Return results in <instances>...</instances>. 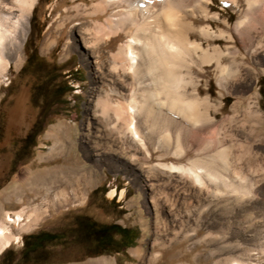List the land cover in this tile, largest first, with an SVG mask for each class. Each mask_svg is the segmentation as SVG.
<instances>
[{"label": "rangeland", "instance_id": "rangeland-1", "mask_svg": "<svg viewBox=\"0 0 264 264\" xmlns=\"http://www.w3.org/2000/svg\"><path fill=\"white\" fill-rule=\"evenodd\" d=\"M240 2L238 5L243 6V2ZM82 4L89 6L91 0H36L28 17L27 33L19 51V64L10 65L0 76V213L9 212L12 216V212L22 208L21 220L16 224L9 223L12 237L9 245L0 250V264H32L20 258L22 238L38 230L66 227L72 214L78 212L100 221H116L123 226L133 227L136 229V239L126 252L116 257H83L72 255L69 249L56 250L39 264H98V259H104L106 264H221L225 258L240 259L236 251L225 254L217 251L218 245L226 244L225 241L217 244L214 241L194 242L205 234L203 227H197L191 239L172 234L178 231L182 235L195 227L194 209L200 203L194 194L197 184L184 176L179 179L177 171L171 172L160 165L175 164L172 155L158 159L157 153L163 150L159 146L153 150L150 144H145L149 153L147 158H143L141 146L136 150L127 143L112 141L105 147L104 130L100 124L93 121L87 124L92 120L94 110L97 111L94 107L96 98L105 89V85L101 84L91 95V86L100 80V73L113 72L106 64L109 62L108 53L115 50L123 38L117 36L106 40L105 45L91 52L83 44L79 31H83L85 19L95 17L82 19L72 9ZM210 5L220 19H226L229 23L234 21L235 12L219 0H212ZM98 18L102 20L103 16L98 15ZM212 23L214 29L224 27L220 21ZM45 39L51 43L42 49ZM219 44L223 45L224 41L219 40ZM32 47H35L39 59L32 57L26 63ZM193 73L198 78L199 95H207L218 105L212 112L216 119L234 114L232 119L222 123L219 133L207 129L201 136H217L220 144L231 142L235 148L241 142L243 147L250 145V152L264 163V140L257 135L247 136L251 125L244 120L248 99L256 100V109L264 117V65L253 69L245 81H230L226 92L222 93H219L212 67L205 66L202 71ZM67 85L71 90L61 98L57 97L58 89H64ZM236 101L240 102V106L232 112L231 106ZM47 103H51V106L46 109ZM44 109L48 113L34 137L33 145L26 153L17 155L20 139ZM60 125L67 130L66 137L55 131V127ZM84 137L93 139L92 145L96 146L94 153L88 157L80 147ZM65 138L74 142L68 152L66 149L55 156H48V150L54 146L55 140L61 142ZM59 144L63 143L56 146ZM57 150L55 148L53 151ZM102 150L108 155L107 160L93 165V159ZM188 155L193 154L189 152ZM81 166L90 167V184L80 180L78 184L64 187L63 195L50 192L49 200L43 198L42 189L31 187L34 176L42 178L45 171ZM154 166L155 169H151ZM143 176H147L146 183L149 184L143 185ZM53 182L51 190L57 188ZM260 185L264 190V178ZM110 191H113L112 195ZM33 206L37 216L28 218L27 214L31 212L28 208ZM208 216L210 212L204 211L203 217ZM234 222L249 233L245 238L236 239L239 248L245 247L248 253L255 256L258 261L252 260V264H264V254L260 252L264 249V217L238 212Z\"/></svg>", "mask_w": 264, "mask_h": 264}, {"label": "bare ground", "instance_id": "bare-ground-1", "mask_svg": "<svg viewBox=\"0 0 264 264\" xmlns=\"http://www.w3.org/2000/svg\"><path fill=\"white\" fill-rule=\"evenodd\" d=\"M35 1L0 0V76L10 65L19 64V51ZM219 1L235 12L232 23L220 19L211 10L212 0H91L89 6L75 5L72 9L82 19L95 17L85 19L83 31H79L83 44L91 52L105 45L106 40L123 38L115 50L108 53L106 64L113 72L100 73V80L91 86V95L101 84L105 89L96 98L97 111L94 110L87 124L92 121L100 124L105 147L112 141L127 143L136 150L142 147L143 158H147L145 144H150L153 150L156 146L163 150L157 153L158 159L172 155L177 164L160 165L171 172L177 171L179 179L184 176L197 184L194 194L200 200L194 209L195 227L182 235L178 231L172 234L191 239L197 227H203L205 234L194 242L225 241L228 244H219L217 251L223 254L236 251V256L241 257L228 259L224 255L221 264H252V260H258L247 248H239L236 241L249 233L236 225L234 218L238 212L264 217V190L260 185L264 163L250 152V145L243 147L241 142L235 148L231 142L220 144L217 136H201L207 129L219 133L222 123L232 119L234 114L216 119L212 112L218 105L207 95H199L198 78L193 72L212 67L214 80L222 93L226 92L230 81H245L253 69L264 65V0ZM239 1L243 6L238 5ZM98 15L103 16L102 20ZM215 21H220L224 27L214 29L212 22ZM219 40L224 44L220 45ZM50 43L45 39L42 49ZM239 106L240 102L236 101L231 111L235 112ZM246 107L244 120L251 125L247 136L257 135L264 140V117L256 109V100L248 99ZM55 131L63 136L67 134L61 125L55 127ZM92 140L90 137L82 139L80 147L87 157L96 149ZM58 143L63 144L56 146ZM73 144L66 138L61 142L55 140L47 155L55 156L66 149L68 152ZM55 148L58 150L53 151ZM189 152L193 155H188ZM107 158L102 150L92 163L97 165ZM90 167L53 168L43 172L42 178L34 176L30 184L33 189H42L43 198L49 200L50 192L63 195L64 187L78 184L80 180L90 184ZM143 177V185L149 184L147 176ZM179 179L174 180L181 181ZM52 182L57 186L55 190H51ZM29 209L27 217H36V208ZM204 211L210 212V216L203 217ZM21 213L22 208L12 212V216L9 212L0 213V250L10 243L9 223H18ZM260 252L264 254V249ZM96 262L107 263L104 259Z\"/></svg>", "mask_w": 264, "mask_h": 264}, {"label": "flooded vegetation", "instance_id": "flooded-vegetation-1", "mask_svg": "<svg viewBox=\"0 0 264 264\" xmlns=\"http://www.w3.org/2000/svg\"><path fill=\"white\" fill-rule=\"evenodd\" d=\"M51 106L47 103L46 109ZM45 110V109H44ZM41 111L30 129L20 139L16 154H24L33 145L34 137L47 116ZM136 229L123 226L116 221H100L91 215L78 212L71 216L66 227L56 230H38L22 238L20 258L39 264L46 261L56 250H71L72 255L96 257L101 255L119 256L136 239Z\"/></svg>", "mask_w": 264, "mask_h": 264}, {"label": "trees", "instance_id": "trees-1", "mask_svg": "<svg viewBox=\"0 0 264 264\" xmlns=\"http://www.w3.org/2000/svg\"><path fill=\"white\" fill-rule=\"evenodd\" d=\"M32 57H34L35 60H38L39 59V57L37 55V52L35 50V47H32L30 49V51H29V53H28V55L26 57V63H28ZM75 71H76V69H75ZM70 90H71V88L68 85L64 89L59 88L56 96L59 97V98H61L65 93H67ZM260 92H261V90H260ZM261 94H263V92Z\"/></svg>", "mask_w": 264, "mask_h": 264}]
</instances>
